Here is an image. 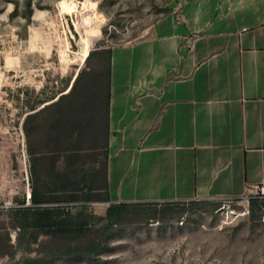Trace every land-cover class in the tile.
Returning <instances> with one entry per match:
<instances>
[{"label": "crops", "instance_id": "0c3cea01", "mask_svg": "<svg viewBox=\"0 0 264 264\" xmlns=\"http://www.w3.org/2000/svg\"><path fill=\"white\" fill-rule=\"evenodd\" d=\"M51 108L25 113V127L36 121L24 141L30 190L72 193L73 181L104 216L112 205L243 199L264 184V0H174L141 39L111 48L98 141L92 109L41 122ZM84 156L93 169L77 181Z\"/></svg>", "mask_w": 264, "mask_h": 264}, {"label": "rangeland", "instance_id": "374dc122", "mask_svg": "<svg viewBox=\"0 0 264 264\" xmlns=\"http://www.w3.org/2000/svg\"><path fill=\"white\" fill-rule=\"evenodd\" d=\"M67 1L0 0V264H264V200L256 198L137 204L123 217H109L90 188L73 202L61 197L58 205L73 221L72 230L46 227L34 241L31 230L15 219L28 190L26 129L36 122L25 127V113L68 93L82 73L75 96L50 106L41 122L55 113L76 117L104 57L99 50L141 39L174 3L71 0L74 9L68 13ZM90 49L96 52L87 61L84 53ZM87 126L85 119L81 127ZM102 137L103 131L98 133ZM102 153L96 151V165L103 162ZM56 157L58 169L65 171L67 155ZM93 159L84 156L77 181L92 171Z\"/></svg>", "mask_w": 264, "mask_h": 264}, {"label": "trees", "instance_id": "16d2710c", "mask_svg": "<svg viewBox=\"0 0 264 264\" xmlns=\"http://www.w3.org/2000/svg\"><path fill=\"white\" fill-rule=\"evenodd\" d=\"M91 49L87 53V61H89L96 51H91ZM102 57L99 63L98 68L92 72L93 79L90 83H92V87L89 88L90 95H86L84 102L80 104L78 107L77 114L75 115L80 120H83L86 116L87 109L96 110L95 112V138L98 141V133L103 131V125L101 123V118L104 116L103 109L108 110L109 107V98H110V57H111V48H104L99 50ZM85 58V59H86ZM82 73H80L74 82L72 89L66 93L62 94L55 102L45 105L44 107L48 108L50 106H59L63 101L70 99L75 96L78 85L81 81ZM89 83V84H90ZM89 86V85H88ZM104 92V94H103ZM88 96V97H87ZM46 102H39L40 105H44ZM38 104H35L30 107L31 110L37 109ZM102 112V113H101ZM80 128L78 130L83 133L84 127H81L80 121ZM50 126H53L50 124ZM48 127V125H47ZM65 128V126L63 127ZM101 130V131H100ZM86 131V130H85ZM69 187L73 188V191L77 188L76 184L71 181L68 183ZM69 193V191H63L65 194H52V195H42L38 193L37 189L31 185V204L32 206H22L16 210L15 219L18 223L25 229L31 230L32 237L34 241L38 240L39 231L44 228H50L55 230H72L73 221L70 219H65L62 213V208L58 204L62 201V196H67V200L75 201L76 196L74 192ZM96 198H94L95 200ZM93 200V199H90ZM26 202H23V205ZM52 204L53 206H49ZM55 205V206H54ZM132 205H116L114 209H109L107 211V215L111 217L112 215H116L119 217H123V214L126 212L127 208ZM78 228H81V224L77 223ZM108 226H104V229L107 230ZM97 239V238H96ZM97 248L91 250V253L96 252Z\"/></svg>", "mask_w": 264, "mask_h": 264}, {"label": "built area", "instance_id": "2783aa9c", "mask_svg": "<svg viewBox=\"0 0 264 264\" xmlns=\"http://www.w3.org/2000/svg\"><path fill=\"white\" fill-rule=\"evenodd\" d=\"M26 151L23 152L24 156V164H25V171H23V176H25V181L27 183V197H26V203L23 206H31V197H30V178H29V173H28V160ZM251 198H256L260 200H264V184L263 185H250L246 188L245 195L243 199L245 200H250Z\"/></svg>", "mask_w": 264, "mask_h": 264}, {"label": "bare ground", "instance_id": "6f19581e", "mask_svg": "<svg viewBox=\"0 0 264 264\" xmlns=\"http://www.w3.org/2000/svg\"><path fill=\"white\" fill-rule=\"evenodd\" d=\"M72 1L71 0H68L67 2H66V4H65V6H64V10H66V11H68V13H69V11H72L73 9H74V6L72 5ZM87 50L85 51V53H84V57H86L87 56Z\"/></svg>", "mask_w": 264, "mask_h": 264}, {"label": "water", "instance_id": "95a60500", "mask_svg": "<svg viewBox=\"0 0 264 264\" xmlns=\"http://www.w3.org/2000/svg\"><path fill=\"white\" fill-rule=\"evenodd\" d=\"M77 77H78V75H76V77L74 78L73 83L76 81ZM73 83H72V85H71V88H72V86H73Z\"/></svg>", "mask_w": 264, "mask_h": 264}]
</instances>
